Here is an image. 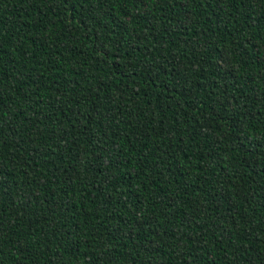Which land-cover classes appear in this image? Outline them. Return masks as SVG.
Instances as JSON below:
<instances>
[{"label": "trees", "instance_id": "1", "mask_svg": "<svg viewBox=\"0 0 264 264\" xmlns=\"http://www.w3.org/2000/svg\"><path fill=\"white\" fill-rule=\"evenodd\" d=\"M0 264H264V0H0Z\"/></svg>", "mask_w": 264, "mask_h": 264}]
</instances>
